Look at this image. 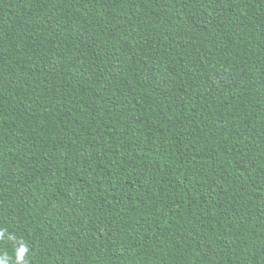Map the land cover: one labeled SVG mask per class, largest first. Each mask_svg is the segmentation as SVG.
I'll return each instance as SVG.
<instances>
[{"label":"trees","instance_id":"obj_1","mask_svg":"<svg viewBox=\"0 0 264 264\" xmlns=\"http://www.w3.org/2000/svg\"><path fill=\"white\" fill-rule=\"evenodd\" d=\"M0 254L264 264V0H0Z\"/></svg>","mask_w":264,"mask_h":264},{"label":"clouds","instance_id":"obj_2","mask_svg":"<svg viewBox=\"0 0 264 264\" xmlns=\"http://www.w3.org/2000/svg\"><path fill=\"white\" fill-rule=\"evenodd\" d=\"M6 229H0V239L4 238ZM8 240L13 242L15 247L14 259L6 252L0 254V264H29L28 257H30L29 245L22 239H18L14 234H8Z\"/></svg>","mask_w":264,"mask_h":264}]
</instances>
